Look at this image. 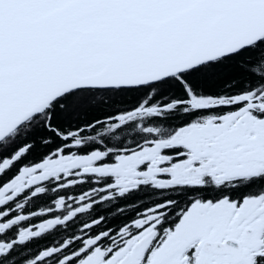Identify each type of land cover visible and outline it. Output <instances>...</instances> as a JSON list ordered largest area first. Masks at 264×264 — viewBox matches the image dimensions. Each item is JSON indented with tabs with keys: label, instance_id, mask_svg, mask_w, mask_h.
Masks as SVG:
<instances>
[{
	"label": "snow or ice",
	"instance_id": "snow-or-ice-1",
	"mask_svg": "<svg viewBox=\"0 0 264 264\" xmlns=\"http://www.w3.org/2000/svg\"><path fill=\"white\" fill-rule=\"evenodd\" d=\"M0 264H264V0H0Z\"/></svg>",
	"mask_w": 264,
	"mask_h": 264
}]
</instances>
